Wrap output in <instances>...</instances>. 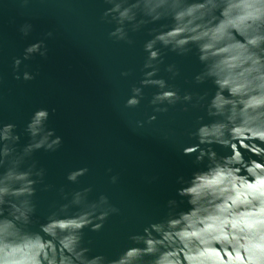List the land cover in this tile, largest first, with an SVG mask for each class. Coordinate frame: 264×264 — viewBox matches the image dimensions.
Wrapping results in <instances>:
<instances>
[{"label":"clouds","instance_id":"obj_1","mask_svg":"<svg viewBox=\"0 0 264 264\" xmlns=\"http://www.w3.org/2000/svg\"><path fill=\"white\" fill-rule=\"evenodd\" d=\"M103 2L109 7L100 19L114 25L108 37L116 42L132 46L130 33L159 25L147 31L142 78L130 89L124 107H138L143 89L151 87L157 89L149 100L153 113H167L177 105L184 113L202 112L193 128L182 133L188 142L180 154L193 158L194 170L176 177L175 197L164 204V216L131 234L118 256L90 255L84 230L100 232L120 210L104 194L90 202L91 187L66 192L46 182L47 170L33 155L55 153L63 144L48 126L55 109L32 113L23 130L28 141L19 149L16 125L0 124V264H264V0ZM28 4L20 0L21 8ZM32 30L27 21L17 28L22 39ZM53 38L54 32L47 31L12 58L14 80L36 79L39 73L29 71L25 62L37 56L46 60L45 41ZM165 50L180 57L194 54L201 67L185 83L208 84L213 90L182 91L174 83L180 76L176 64L164 66L166 78L161 76ZM130 75L120 72L122 78ZM155 120L150 115L135 127ZM175 135L169 129L162 139ZM214 146L229 154L218 155ZM88 171H68L65 180L76 184ZM118 181V174L110 175L111 184ZM53 190L65 202L54 204L41 222L36 218L37 192Z\"/></svg>","mask_w":264,"mask_h":264},{"label":"water","instance_id":"obj_2","mask_svg":"<svg viewBox=\"0 0 264 264\" xmlns=\"http://www.w3.org/2000/svg\"><path fill=\"white\" fill-rule=\"evenodd\" d=\"M107 7L103 0H29L25 8L20 7V0H0V124L16 125L21 136L19 149L28 141L23 130L32 113L39 108L55 109L48 126L62 137L63 144L55 153L36 152L33 159L47 170L46 182L63 186L66 192L91 187L90 202L104 194L119 208V214L110 216L100 232L84 230L90 255L113 259L130 244L131 234L164 216V204L175 197L176 177H188L194 170L193 158L180 154L188 142L182 133L191 130L203 113L181 112V105L167 113H153L149 100L157 89L151 87L143 89L144 99L138 107H124L130 89L139 86L142 78V47L150 38L147 31L159 25L130 33L132 46L116 42L108 37L114 25L100 19ZM25 21L33 24V30L22 39L17 28ZM50 30L54 38L45 41L47 59L37 56L25 62L29 71L39 73L36 79L28 83L14 80L12 58ZM165 53L161 76L166 78L164 66L176 64L180 76L174 83L182 91L213 90L208 84L185 83L201 67L194 54ZM121 71L131 75L122 78ZM150 115H156L151 125L135 127L136 121H145ZM169 129L177 135L164 141ZM214 150L221 156L229 154L222 147L214 146ZM244 155L247 159L248 154ZM81 167L89 169L87 175L69 184L67 172ZM112 174L119 175L115 185L109 182ZM153 176L156 181L148 183ZM64 202L55 190L38 191L36 218L43 222L54 204Z\"/></svg>","mask_w":264,"mask_h":264}]
</instances>
